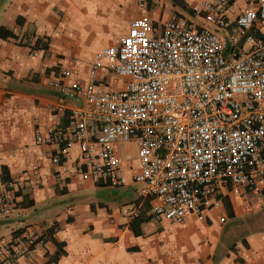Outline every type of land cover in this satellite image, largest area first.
Instances as JSON below:
<instances>
[{"label": "built area", "instance_id": "built-area-1", "mask_svg": "<svg viewBox=\"0 0 264 264\" xmlns=\"http://www.w3.org/2000/svg\"><path fill=\"white\" fill-rule=\"evenodd\" d=\"M257 1L231 18L232 0H203L190 8L199 21L160 24L142 7L127 33L95 53L88 81L61 85L81 100L68 130L38 141L64 151L77 145L96 182L117 187L131 178L140 198L157 200V221H203L224 186L263 202L264 0ZM129 142L137 146L134 174L122 158ZM20 192L14 181L0 184L1 213L18 208ZM45 243L33 229L1 239L0 264H39Z\"/></svg>", "mask_w": 264, "mask_h": 264}, {"label": "crops", "instance_id": "crops-1", "mask_svg": "<svg viewBox=\"0 0 264 264\" xmlns=\"http://www.w3.org/2000/svg\"><path fill=\"white\" fill-rule=\"evenodd\" d=\"M201 1L0 0V184L21 188L18 208L0 212V240L33 229L46 240L39 264H264V201L255 192L224 186L203 221L161 222L152 213L157 200L140 198L131 178L117 187L96 182L83 172L77 145L64 151L37 139L68 130L81 100L64 96L61 85L88 81L95 53L127 33L142 7L156 24L199 21L190 8ZM232 1L231 18L258 6ZM129 143L122 158L134 174ZM250 216L260 225L251 228Z\"/></svg>", "mask_w": 264, "mask_h": 264}, {"label": "rangeland", "instance_id": "rangeland-1", "mask_svg": "<svg viewBox=\"0 0 264 264\" xmlns=\"http://www.w3.org/2000/svg\"><path fill=\"white\" fill-rule=\"evenodd\" d=\"M118 85H119V81H115L114 86H118ZM124 155H126V157L129 158V159L135 160V158L137 157V146H136V144L135 143L127 144L125 146V149H124ZM260 221L261 220L258 217L253 218V217L250 216V223L249 224H250V226L252 228L253 226H259L260 225ZM246 228H248V227L246 226Z\"/></svg>", "mask_w": 264, "mask_h": 264}, {"label": "trees", "instance_id": "trees-1", "mask_svg": "<svg viewBox=\"0 0 264 264\" xmlns=\"http://www.w3.org/2000/svg\"><path fill=\"white\" fill-rule=\"evenodd\" d=\"M2 32H3L5 35H7V36H10V37H16V35H15L13 32L8 31V30H6L5 28L2 29Z\"/></svg>", "mask_w": 264, "mask_h": 264}]
</instances>
